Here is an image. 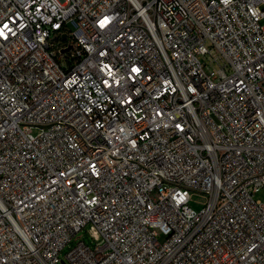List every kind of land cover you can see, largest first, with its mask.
Masks as SVG:
<instances>
[{"label":"built area","instance_id":"1","mask_svg":"<svg viewBox=\"0 0 264 264\" xmlns=\"http://www.w3.org/2000/svg\"><path fill=\"white\" fill-rule=\"evenodd\" d=\"M263 21L264 0H0V264H264Z\"/></svg>","mask_w":264,"mask_h":264},{"label":"rangeland","instance_id":"2","mask_svg":"<svg viewBox=\"0 0 264 264\" xmlns=\"http://www.w3.org/2000/svg\"><path fill=\"white\" fill-rule=\"evenodd\" d=\"M263 24H264V21H263ZM255 198L264 201V188L260 189V191L256 193ZM192 199H193L192 206L195 209L200 210L203 207L202 203L205 201L204 198L200 195H193ZM80 240L85 241L87 244H89L92 247L95 246V244L97 243V240L94 237L90 226L87 228H84L80 230L72 238L71 242H69L68 244L64 246V249L61 252V258H64L66 253L71 249V247H73ZM60 264H70V263L60 261Z\"/></svg>","mask_w":264,"mask_h":264}]
</instances>
